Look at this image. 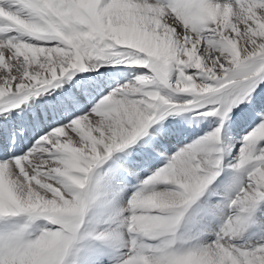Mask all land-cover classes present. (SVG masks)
Wrapping results in <instances>:
<instances>
[{"label":"snow or ice","instance_id":"obj_1","mask_svg":"<svg viewBox=\"0 0 264 264\" xmlns=\"http://www.w3.org/2000/svg\"><path fill=\"white\" fill-rule=\"evenodd\" d=\"M0 264H264V0H0Z\"/></svg>","mask_w":264,"mask_h":264},{"label":"bare ground","instance_id":"obj_2","mask_svg":"<svg viewBox=\"0 0 264 264\" xmlns=\"http://www.w3.org/2000/svg\"><path fill=\"white\" fill-rule=\"evenodd\" d=\"M208 125H209V121H204L202 123H200L199 125L195 124V123H191L188 125V127L191 128V132L188 134V136L186 138H181L179 141H177L178 143H183L186 142L187 139H192L195 138L196 135H202L203 132L201 130H207L208 129ZM239 147V145L237 144V148ZM171 150H175L174 147Z\"/></svg>","mask_w":264,"mask_h":264}]
</instances>
